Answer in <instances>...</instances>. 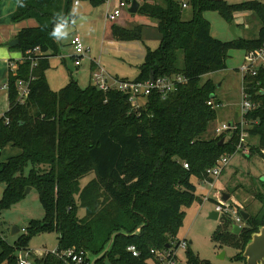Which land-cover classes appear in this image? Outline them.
Segmentation results:
<instances>
[{
	"label": "trees",
	"instance_id": "obj_1",
	"mask_svg": "<svg viewBox=\"0 0 264 264\" xmlns=\"http://www.w3.org/2000/svg\"><path fill=\"white\" fill-rule=\"evenodd\" d=\"M87 1L92 8L106 2ZM185 1L191 9L188 20L182 18L183 3L176 0L144 1L137 10L156 22L159 44L147 49L133 81L146 82L150 72L154 79L177 75L185 79L164 99L151 92L138 112L127 95L114 89L102 91L91 84L80 88L70 80L61 90L52 91L45 72L48 58L58 54L59 43L51 33L58 23L68 24L73 0L18 2L11 21L34 19L37 26L23 28L16 35L19 44L14 49L22 53V62L14 74L9 72L6 82L8 109L0 117V151L10 146L19 153L0 163L4 185L0 211L21 201L29 187L37 192L44 216L29 221L12 245L0 237V264H17L15 252L20 250L29 258L31 239L45 232L56 233L55 252L73 249L87 256L99 254L111 235L118 233L110 251L95 264H148L154 256L151 250L177 249L183 209L201 201L191 177L212 183L206 170L221 156L235 152L240 134L238 129L233 131L221 145L223 135L203 138L217 118V109L207 102L217 101L215 85L201 78L225 69L229 51L250 54L264 43V1L235 5L222 0ZM241 8L252 11L259 22L255 38L223 42L211 36L203 13L216 12L230 21ZM142 32V25L111 27L113 38L120 41L142 40ZM36 47L43 57L31 68L25 52ZM19 80L28 82L24 104L16 101ZM242 80L243 95L255 105L243 116L248 126L245 132L257 137L258 145L251 150L264 161V67ZM89 173L94 178L81 187V178ZM79 209L84 211L81 217ZM218 222L211 239L235 249V258L245 264L242 252L251 235L264 227V212L248 216L237 235L228 231V216H220ZM129 246L135 248L137 257L127 251ZM184 254L185 264H210L188 246ZM31 257L32 264H69L50 252Z\"/></svg>",
	"mask_w": 264,
	"mask_h": 264
},
{
	"label": "rangeland",
	"instance_id": "obj_2",
	"mask_svg": "<svg viewBox=\"0 0 264 264\" xmlns=\"http://www.w3.org/2000/svg\"><path fill=\"white\" fill-rule=\"evenodd\" d=\"M119 1L120 0H106L103 8L98 7L93 10L90 8L87 0H79V6L72 7V13L70 14L78 16V18L71 21V23L68 22V24H70L66 25L67 35L58 39L59 44H62L59 51L62 54L70 51L66 44L73 31H76L74 35L78 34L82 37L83 47L89 49L84 53L81 58V65L77 69L72 66L70 60H66L65 64L60 65L54 64L56 60L50 61L51 67L45 72V77L49 80L51 90L56 92L61 90L70 80L75 81L80 88L88 86L90 84V61L94 58L95 60L93 61L106 71L111 70L109 64H116L121 74L119 76L132 78V76L134 77L138 74V67L143 61L145 52L147 49L154 50L158 47L159 36L154 28L143 24L144 20L149 21L151 19L138 13L131 16L127 12V7L120 8L121 16L117 18L116 21L112 22L107 20L106 12H112ZM176 1L186 6V8L183 9L182 18L185 20L190 19L191 9L186 1ZM222 1H225L227 4L235 5L246 2L247 0ZM92 13L94 14L92 15ZM203 17L209 22L211 36L223 42L238 37L252 39L257 36L259 22L255 14L248 9H237L232 13L230 21H225L216 12H205L203 13ZM91 19L93 22L88 24V21ZM127 19H130L129 23H134L133 27L142 25V40L120 41L113 38L110 26L112 24L117 25L122 23L124 20L127 21ZM138 21H140V23H137ZM81 23L82 26L78 27ZM72 25L78 28L75 29ZM106 26L107 30H105ZM94 31L96 32L93 33ZM104 33H106L105 37ZM91 34L94 36L92 37ZM89 35L91 38L88 40ZM245 55L244 51H229L225 69L205 75L201 78V82L209 79L215 85L216 89L214 91L216 101L221 105L216 110V120L209 125L207 133L203 135L205 139L217 137L214 132L215 128L220 127L222 124H227L229 121L233 123V130H227L221 133L220 135L225 137L220 139L222 141H227L233 131L238 129L240 133L241 131L245 132L248 127L247 122L241 115V102L244 96L242 95L243 80L238 71L240 66L244 63ZM100 57L103 59L102 62H99ZM97 61L99 63H97ZM178 62L179 65H181L182 55H179ZM62 79L64 83L60 85V87H57L55 84L61 83ZM3 93L4 90H0V95ZM144 101L143 99L137 100L139 107L144 105ZM2 110L4 109L0 105V112H3ZM0 114L2 116L3 113ZM245 144L249 154L244 155L236 151V145L235 152L226 155L230 157L228 163L220 175L213 180L214 183L199 181L194 176L190 179V182L196 188L195 194L199 197L201 202H195L190 207L183 209L184 216L182 224L177 231L176 240L179 242L185 240L187 246L200 259L206 260L210 264H244L239 259L235 258L237 254L235 249L216 243L211 239L212 234L218 229L219 222L218 220L209 219V214L214 211L217 202H221L223 206H227L228 210L233 213L244 212L250 217L264 212V161L258 154L251 150V148L254 149L257 147L258 139L257 137H250L247 135ZM18 153L19 151L17 149L10 146L4 148L0 151V163ZM30 168L31 167L28 166L25 169V175ZM42 168L46 169V166H42ZM92 178H94L93 173L85 175L79 182L80 186H84ZM3 189L4 185L0 183V198ZM222 193H227L229 196L226 201H221L222 195L219 197V200L217 196H215L216 194L220 195ZM260 199L262 201H260ZM78 215L80 217L83 216L84 211L79 209ZM43 216L44 213L40 206L37 192L34 189H30L21 201L12 205L7 210L0 211V237L9 245H12L29 221L42 220ZM231 225L228 228L229 232H231ZM239 225L245 227L246 221L242 220ZM12 227L19 229V232L14 236H10ZM56 246V233L45 232L31 239L28 250L32 256L44 251L51 253L56 250ZM184 251L185 249L181 247L175 249V264H185ZM25 253L26 252L23 250L16 251L15 256L18 259L19 257H23ZM222 253L223 256L220 257ZM152 257L153 259L147 261L148 264H156L154 260H157V258L155 256ZM164 264L169 263L164 261Z\"/></svg>",
	"mask_w": 264,
	"mask_h": 264
},
{
	"label": "built area",
	"instance_id": "obj_3",
	"mask_svg": "<svg viewBox=\"0 0 264 264\" xmlns=\"http://www.w3.org/2000/svg\"><path fill=\"white\" fill-rule=\"evenodd\" d=\"M78 3L79 0H73V5H78ZM122 7H127V3L124 0L119 1L118 5L112 10V12L107 15V19L109 21L116 20L121 14L120 8ZM69 46L72 49L73 64L75 67H79L82 62L81 58L83 57L87 49L83 47L82 41L80 37L77 35H74L71 38L69 42ZM25 55L27 56V59L31 62L30 64L31 68L36 66V61L40 57H43L42 56L43 54L40 52L38 47L33 48L32 50H27L25 52ZM260 67H264V43L262 47L256 52L245 55L244 63L240 66L238 71L240 72L241 77L243 78L245 75H252V76L255 75L256 70ZM91 79L93 86H95L99 90L106 91L109 89H114L127 95L129 102L133 107V110H135L136 112H138L139 109L137 100L145 98L153 91L159 93L161 95V98L164 99L168 93L176 90L177 85L185 83V79L181 75H177L172 77H161V78L153 79L152 82L148 79L144 83L126 81V80H119V81L115 80L114 83L111 85L108 84L107 82L108 77L102 69L95 70L92 73ZM16 88L18 93L16 101L18 104H24L28 95V82L19 80L16 83ZM2 89L6 90L7 85H4ZM207 104L215 109L221 106L218 102L213 103L209 101L207 102ZM253 108H255V105L249 102L245 96H243L241 102L242 117L245 114H247L249 111H251ZM5 122L7 123V119ZM232 127H233V123L228 122L227 124H222L220 127L215 128L214 132L216 136H219L221 133L227 130H233ZM246 137H247L246 132L241 131V133L239 134L238 144L236 148V151H239L244 155L249 154V151L246 148V144H245ZM261 152L264 153L263 150ZM229 158H230L229 156H221L215 162L213 167L206 170L205 172L206 176L212 180L216 179L220 175L224 167L227 165ZM183 167L187 168V165L183 164ZM220 196L221 194L219 195V197ZM214 211L218 213V218L222 215L228 216L230 219V223L232 225L240 226L239 223L242 222V217L240 213L231 212L230 210H228L227 206L225 205L223 206L221 202L217 203V205L214 207ZM22 231L24 232L23 229ZM177 247L186 249L187 243L185 242V240L180 241ZM127 251L131 253L133 257L138 256V253L133 246L127 247ZM51 253L54 256L67 261L69 264H89L87 260V255L81 251L75 252L73 249H68L60 253H57L55 251ZM150 253L157 258L160 264H164V261L168 262L169 264H175V260H176L175 250L172 249L165 251L151 250ZM17 264H32L28 260L27 252L24 254L23 257H19L17 259Z\"/></svg>",
	"mask_w": 264,
	"mask_h": 264
},
{
	"label": "crops",
	"instance_id": "obj_4",
	"mask_svg": "<svg viewBox=\"0 0 264 264\" xmlns=\"http://www.w3.org/2000/svg\"><path fill=\"white\" fill-rule=\"evenodd\" d=\"M19 1L20 0H1V2H0V90H3L2 87L4 85H6L9 72H11V73L14 74L16 72V70H17L18 65L22 62V56H23L22 53L20 51H18L17 49H14L16 46L15 47H9L8 46V43L11 42L14 39H17L16 38V35L18 34V32L21 29H23V28H32V27H36L37 26V23H36V21L34 19H27V20H23V21H20V22H15V23L11 21L12 14L15 11L16 6H17V4H18ZM144 1L145 2H148V3H152L155 0H137L139 6ZM129 5H130V3H127V9L129 8ZM73 6H79V3H78V5H73ZM103 6H104V4H102L99 7L103 8ZM90 8L93 9V10H95L98 7L92 8L90 6ZM185 8H186V6L184 5L183 6V9H185ZM71 13H72V8H71ZM93 14L94 13H92V15ZM108 14L109 13L106 12V18H107V15ZM130 15L133 16L134 14H130ZM120 16H121V14H120ZM77 18H78V16H75V18L72 21L76 20ZM143 20H140V21H143ZM114 21H116V20H114ZM129 21H130V19H127V21L124 20V21H122V23H119L117 25L112 24L110 26V29H111V27L113 25L114 26H117V27H120V28H124V29H131V28H133V24L134 23H132V22L129 23ZM140 21H138L137 23H140ZM92 22H93V20L91 19V20L88 21V24H91ZM143 24L144 25H148L149 27L154 28V29L156 28V22L153 21V20H149V21L148 20H144V23ZM81 26H82V23L78 27H81ZM72 27H75V26L72 25ZM77 28L75 27V29H77ZM105 30H107V26H106ZM75 32L74 31L71 32L73 34V36H74V33ZM95 32L96 31H94L93 33H95ZM72 34L70 35V37H69V39L67 41V44H66L68 46V48L70 49V51L62 54L58 50V54L57 55L49 57L48 58L49 68L47 70H49L50 67H51V64H50L51 63L50 62L51 60H56L55 63H54L55 65L65 64L66 63V60H70L71 63H72V66L74 68H76V69L78 68V67H75L74 64H73L72 49L69 46V42H70L71 38L73 37ZM107 34L109 35L108 32H107ZM75 35L79 36L78 34H75ZM91 35H92V37L94 36L93 34H91ZM105 36H106V33H104V37ZM79 37H80V39L82 41V37L81 36H79ZM90 38H91V36L89 35L88 36V40ZM58 43H59V40H58ZM60 43H61V41H60ZM61 46H62V44H59V48ZM86 49L88 51L89 48H86ZM93 60H95V58ZM93 60L90 61V67H89V70H90L89 71V80H90V84L91 85H93L92 84V79H91L92 73L95 70L102 69ZM102 60L103 59L100 57L99 62H102ZM99 62L97 61V63H99ZM109 66L111 67V70H108V71H106L104 69H102V70L105 72V74L108 77V79H107L108 84H111V85L114 83L115 80H117V81H119V80L133 81L136 78V76L138 75L137 74L134 77L132 76V78H126V77H123V76H119L121 74H120V72H119L116 64H114V63L113 64H109ZM138 73H139V67H138ZM133 75H135V74H133ZM46 80H47V78H46ZM47 83H48V86L50 88L49 80H47ZM63 83H64V81L62 79L61 83L59 82L58 84H55V85H57V87H60V85H62ZM0 105L4 109V110H2L3 112H0V113H3L4 114V112H6L7 109H8V100H7L6 90H4V93L2 95H0ZM0 117H1V114H0ZM212 183H214V181ZM223 194L224 193H222L221 195H223ZM226 195H227V193H226ZM215 196H217V198L219 200V194H216ZM45 253H47V252H45V251L44 252H40L39 254H35L34 256L40 257L41 255H43ZM29 261L31 262V258H29Z\"/></svg>",
	"mask_w": 264,
	"mask_h": 264
},
{
	"label": "water",
	"instance_id": "obj_5",
	"mask_svg": "<svg viewBox=\"0 0 264 264\" xmlns=\"http://www.w3.org/2000/svg\"><path fill=\"white\" fill-rule=\"evenodd\" d=\"M139 8V4L136 0H132L130 2L129 8L127 9V12L129 14H135ZM75 18L74 15L69 14L67 16V22H71ZM233 28V27H232ZM231 28V30H232ZM233 31V30H232ZM19 44L18 39H14L11 42L8 43L9 47H15ZM153 73H149V80L153 81ZM223 143L222 140L219 141L218 145H221ZM30 191V188H26L24 195H27V193ZM228 195L223 194L221 196V201H226L228 199ZM240 215L242 217L243 221H246L248 219V214L244 212H240ZM209 219L218 220V213L215 211L210 212ZM242 227L237 225H232L231 227V233L232 234H239ZM19 232V229L16 227H12L10 231V236H14ZM118 233H113L110 237V240L106 243L103 250L97 254V255H88L87 260L89 264H95L97 261L101 260L106 253H108L112 247L113 244V238ZM168 247V246H167ZM223 256V253L220 255V257ZM245 259V264H264V227H259L257 233H253L247 242V244L244 247V250L241 255Z\"/></svg>",
	"mask_w": 264,
	"mask_h": 264
},
{
	"label": "clouds",
	"instance_id": "obj_6",
	"mask_svg": "<svg viewBox=\"0 0 264 264\" xmlns=\"http://www.w3.org/2000/svg\"><path fill=\"white\" fill-rule=\"evenodd\" d=\"M54 38H63L67 35L66 24L58 23L56 29L51 33Z\"/></svg>",
	"mask_w": 264,
	"mask_h": 264
}]
</instances>
